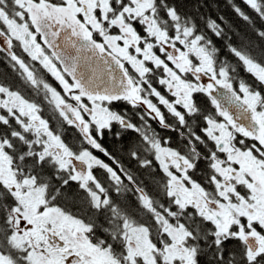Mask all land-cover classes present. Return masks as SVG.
<instances>
[{
	"label": "snow or ice",
	"instance_id": "snow-or-ice-1",
	"mask_svg": "<svg viewBox=\"0 0 264 264\" xmlns=\"http://www.w3.org/2000/svg\"><path fill=\"white\" fill-rule=\"evenodd\" d=\"M228 3L0 0V264H264V0Z\"/></svg>",
	"mask_w": 264,
	"mask_h": 264
},
{
	"label": "trees",
	"instance_id": "trees-1",
	"mask_svg": "<svg viewBox=\"0 0 264 264\" xmlns=\"http://www.w3.org/2000/svg\"><path fill=\"white\" fill-rule=\"evenodd\" d=\"M204 2L207 7H202L200 8V12L204 13L205 15H211L213 18L217 17L218 15H224L229 22H231L238 30L243 31L246 27L245 23L239 19L235 13L232 11L228 0H178V3L180 4L181 8L183 11L185 12H189L192 15H195V6L198 3ZM235 2L237 4H240L241 7H245L242 3L241 0H235ZM212 5H215L216 7H213ZM246 11H248L247 9H245ZM257 26L259 25V21H257ZM223 54V53H222ZM2 55V54H0ZM0 69L4 70L7 72V74L12 77L13 82H15V77L14 74L11 72L10 69L7 68V65L0 60ZM50 118V117H49ZM154 127H156V125H153ZM53 127H55V124H53ZM74 133V129L72 128H68L66 131V135L67 133ZM166 135H172L173 137H175L174 133H165ZM129 135H133V134H129ZM65 139L68 140L69 142H71V137L67 138L65 136ZM73 139V138H72ZM106 145H111V142H107Z\"/></svg>",
	"mask_w": 264,
	"mask_h": 264
},
{
	"label": "flooded vegetation",
	"instance_id": "flooded-vegetation-1",
	"mask_svg": "<svg viewBox=\"0 0 264 264\" xmlns=\"http://www.w3.org/2000/svg\"><path fill=\"white\" fill-rule=\"evenodd\" d=\"M67 138H70L71 137V140H72V138H73V136H74V133L73 132H71V133H67V135H65ZM107 142H111L110 140H108L107 138H106V140H105V143H107ZM126 162V161H125Z\"/></svg>",
	"mask_w": 264,
	"mask_h": 264
}]
</instances>
